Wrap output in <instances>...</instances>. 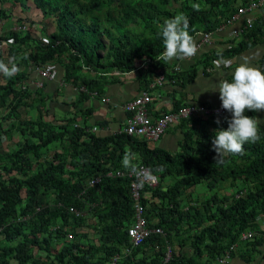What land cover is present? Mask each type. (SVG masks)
Masks as SVG:
<instances>
[{
    "label": "trees",
    "instance_id": "obj_1",
    "mask_svg": "<svg viewBox=\"0 0 264 264\" xmlns=\"http://www.w3.org/2000/svg\"><path fill=\"white\" fill-rule=\"evenodd\" d=\"M7 1L0 0V21L5 23L10 18ZM31 1L55 27L47 33L48 43L36 37V26L25 32L14 28L5 38H14L15 44L6 53L0 51V61L11 60L19 69L12 77L0 73V137L13 142L8 150L0 146V264H109L111 257L124 253L134 219L130 180L106 175L126 169L122 163L126 150L138 154V166L159 176V186L151 190L145 205L149 227L158 226L164 234H153L133 253L122 255L119 264H162L169 248L168 264H215L234 244H240L235 256L253 260L251 253L264 248V230L258 226L264 216V130L260 129L258 142L244 145L243 155L229 154L217 163L212 140L217 129L228 128L227 122L216 125L214 119L204 118L182 122L181 129H187H182L180 151L172 153L125 133L106 137L91 133L92 112L83 108L61 123L47 122L43 115L49 96L24 85L28 68L48 64L63 67L65 81L99 92L109 82L104 75L130 73L145 57L160 70L157 57L165 51L160 30L166 19L187 17L191 35L213 32L221 24L219 18L232 16L238 0ZM200 4L203 8L196 10L194 5ZM12 22L26 25L23 18ZM255 23L249 30L254 43L256 30H264V18ZM85 69L101 76L85 80L80 76ZM87 96L81 93L73 105L80 108ZM31 105L38 116L23 119L21 111ZM180 106L174 104V109ZM245 115L255 118L252 111ZM7 120H14L10 129L5 128ZM95 177L103 179L89 188ZM219 185L223 194L217 191ZM199 186L211 196L205 193L203 201L195 199L192 190ZM241 191L245 193L236 198ZM72 206L95 219L92 230L99 241L78 232L86 224L85 216L70 224ZM23 216L30 217L24 221ZM55 226L61 230L53 231ZM68 226L75 236L71 242L65 238ZM245 231L256 233L255 239L243 243Z\"/></svg>",
    "mask_w": 264,
    "mask_h": 264
},
{
    "label": "crops",
    "instance_id": "obj_2",
    "mask_svg": "<svg viewBox=\"0 0 264 264\" xmlns=\"http://www.w3.org/2000/svg\"><path fill=\"white\" fill-rule=\"evenodd\" d=\"M251 0H238L235 11L232 16L219 18L221 24L211 35L209 42L203 43L202 35L193 36L195 44L199 47L197 54L193 58H188L183 61L173 60L165 64L159 61L160 70L155 69L151 74L147 71V67H143V60L137 64V70L130 74L115 75L110 80L111 82L106 86L104 96L110 99V104L106 105L101 102L100 98H89L83 100L80 108L84 111L90 109L92 117L89 120L91 126L98 122L106 121L108 124L107 132L119 131L124 126L125 115L120 109V105L124 102L130 101L136 96L140 95L142 91L148 88L150 81L159 80L164 76V87L151 90L154 96V101L151 104V113L154 118L169 112L174 104H188L199 103L208 106H218L221 104L219 92L215 85L219 83L220 79H227L232 81V73L242 63H247L249 67L259 69L264 73V30H256V42L249 41L250 31L248 30V22H253L259 18L264 17V7L259 8L253 12H246L239 14L238 9L247 6ZM45 23L48 27H41L42 35L53 32L54 24L50 19ZM254 24H256L254 22ZM50 25V26H49ZM258 26V25H257ZM37 29V27H36ZM34 30L37 35H41L39 30ZM242 43H247L246 47L241 48ZM251 45V46H249ZM240 51L236 54L232 53V49ZM179 66L181 73L175 72L174 69ZM30 72L29 77L25 80L26 86L32 91L41 90L44 96H49L47 105L48 118L50 120L57 119L58 122L67 115H72L76 110L80 109L74 106L80 98L79 89L73 84H67L64 81L65 72L62 67L54 68V78L45 81L44 88L39 89L37 83L41 80L39 72L33 67L28 68ZM86 78H95V72L90 71L83 74ZM166 75V76H165ZM179 77L180 80L177 78ZM175 79L177 82L173 83L171 80ZM182 81L185 84L182 86ZM116 105V106H114ZM247 112V110H246ZM245 112V113H246ZM22 118L37 117L38 113L29 108L28 111H21ZM255 118L261 122L260 129L264 130V110L254 112ZM64 117V118H63ZM230 116L226 118H217L214 120L216 125L224 124L230 120ZM78 122H82L83 118L78 117ZM219 121V123H217ZM182 129H187L182 128ZM180 125L174 126L170 131L164 135L160 140L149 141L151 148H159L172 153L180 151V144L183 141V131ZM216 129V127H215ZM209 130L213 128L210 126ZM215 131V130H214ZM107 132L101 131L100 135H106ZM258 226L264 230V216L258 220ZM253 260L251 262L245 261L240 256L234 257L230 264H264V248L257 252H252Z\"/></svg>",
    "mask_w": 264,
    "mask_h": 264
},
{
    "label": "clouds",
    "instance_id": "obj_3",
    "mask_svg": "<svg viewBox=\"0 0 264 264\" xmlns=\"http://www.w3.org/2000/svg\"><path fill=\"white\" fill-rule=\"evenodd\" d=\"M258 1H260V0H251L247 4V6L238 9V13L240 12L241 9L249 8L253 2H258ZM262 7H264V4L260 5V7H258V8H253L251 11H248V13L256 11ZM194 8L196 10H199V5H194ZM262 18H264V17H262ZM47 19H49V18H45V21ZM259 19H261V18H259ZM259 19H257V20H259ZM50 20L55 25V22L51 18H50ZM257 20H255L254 22H256ZM251 21H252V26L249 27V25H248V30H251L253 28L254 22H253V20H251ZM19 26H21V25H19ZM23 26L25 27V25H23ZM33 26H35V25H33ZM45 27H48V25L46 23H45ZM188 27H189L188 18L183 16V15H177L174 18L166 19L164 21L163 25L161 26L160 36L162 37L165 51L158 55L157 62L163 61L165 64H167L168 62H171L173 60L183 61L185 59L195 57L199 47L201 46V43L197 46L193 40V36L198 35V34L202 35V38H203L202 44H203V43L210 41L211 35L214 32L213 31V32L206 33L204 31H198L194 35H191V34H189ZM22 28L23 27H17L16 29H18L22 32L29 30V29L23 30ZM13 29H10L7 32H10ZM205 34H208L210 36L209 41L204 40ZM35 35L43 43H48L47 34H45L44 36L42 34L41 35L35 34ZM7 39L9 40V39H14V38L8 37ZM13 45H10L9 47H7L5 49V51H3V50H0V51L3 53H6V51H8L9 48L12 47ZM142 60L144 61L143 67L146 66L148 68L146 72H148V71H151V73L154 72L156 63H155V61H153L152 59L147 58V57L136 61V63H135L136 69L134 71L137 70V64L139 62H142ZM32 67H33V69H35L39 72V76L41 78V80L37 83V87L39 89H43L45 81L52 80L54 78V75H55L54 68L57 67V65L56 64H48L47 66H44V67L43 66L42 67H35V68H34V66H32ZM177 68H179V70H176ZM47 70H49L50 76L44 77L42 75V72L47 71ZM63 70H64V68H63ZM18 71H19L18 67L11 60L9 61V64H5L3 61H0V73H2L3 75H5L7 77H12ZM90 71L91 70L85 69L82 72V74L80 73V76L84 77L85 80H87L83 74L86 72H90ZM134 71H132V72H134ZM174 71L179 72V74H180L181 68L179 66H177L174 69ZM64 72H65V70H64ZM132 72H130V73H132ZM130 73H125V74H130ZM88 74L89 73H87V75ZM115 75H123V74L122 73H113V74L103 76V77H105L104 79L109 81L106 84V86L111 82L110 79L112 77H115ZM99 76H101V75H99ZM2 78H3V76L1 75L0 81H2ZM96 78H98V77H96ZM162 78L164 79V76H162ZM64 81H65V75H64ZM164 81L165 80H163V82L161 81L162 82L161 85L158 83L159 80H155L154 82L150 81L148 84V88L146 90L142 91L140 95H138L135 98H133L132 100L124 102L123 104L120 105V109L125 115L124 126L122 127L121 130H119L117 132L110 130L109 132H107V129H108L107 122L101 121V122H98L96 125H93V126H91L89 124V127H90L89 131L91 133H94V134L101 136V137L111 136V135H115L118 133H125L131 137H135V138L137 137V138L144 139L148 142V144H149V141H156V140H148L147 138L142 137V136L129 135L126 132V128L129 127V121L133 119V117L137 114V112H139V108H137V104H134L135 101L138 98H140L141 96H143V94H145V93L150 95L151 101H150V103L145 105V109L141 107V110L148 112L150 118L155 123L160 118L165 116L166 114L176 112V111H178V109L185 107L189 104H192V103L184 104V105H181L177 109H174V107H173L169 112H166V113L154 118V116L151 113V109H150L151 104L154 101V96L152 95L151 90L164 87ZM171 81L173 83L177 82L175 79H172ZM65 82L67 84H70V85L72 84V83H69V81H65ZM24 85L26 86V82H24ZM106 86L102 90V92H99L98 90H88L85 87H77V86L76 87L80 91L79 94H81V93H87L88 94L86 100H88L90 97L91 98H100L101 102L103 104L109 105L110 99L104 96ZM215 88H216V90H214V91L219 92L221 107L224 110H226L227 112H229V114L226 116H230V118H231L230 120L227 121L228 128L226 130L217 129L215 131L214 138L212 140L213 150L217 153L216 160L218 163L222 160V158L224 156H227L229 154L243 155L245 144L256 143L260 140V124L262 121H260L257 118H253V117H249V116L245 115V112H246V110L252 111V112L264 110V73H262L259 69L249 67L247 63H242L232 73V81L231 82H229L227 79H220L219 83L215 85ZM45 102H46V105H48L49 101L45 100ZM197 104H199V103H197ZM203 105H205V104H203ZM114 106H116V105H114ZM30 108L32 110H35L38 113V111L32 105L30 106ZM80 109H78L76 111H79ZM23 110L28 111L29 108L23 109ZM87 110H90V109H87ZM43 116H44L45 121H47V122H50V121L53 122V121L57 120V119L50 120L48 118L47 108H46V111H45ZM226 116L223 118H226ZM91 117H92V113L88 119V122H89ZM26 118H28V117H26ZM195 118H202V117H194V118H190V119H184V120H180L179 122L173 123L168 127V129L164 135H166L170 131V129L173 128L174 126L181 125L182 122L189 121V120L195 119ZM31 119H34V117L33 118L31 117ZM204 119L217 120L215 118H210V117L204 118ZM0 122H1V120H0ZM13 122H14V120L5 121V123H4L5 128L10 129ZM58 123H61V122H58ZM100 123H106V125L101 126ZM217 123H219V121H217ZM218 125H220V124H218ZM101 131L107 132L106 135H100ZM164 135H162L157 140H160ZM6 142L7 141H6L5 137L1 136L0 137V146L5 147ZM137 158H138V154H136L130 150H126L124 153V156H123V160H122L123 166L126 169L125 170L119 169L116 171H111V172L107 173V175H106L108 177L128 178L130 180V192H131V196H132V200H133V209H134V219H133L132 224L128 228V236L130 239V246L125 248L124 253L116 254L113 257H111L109 264H119L122 255H129V254L133 253V251L135 249L141 247L145 243V241L150 236H152L153 234H162V235L164 234L162 228H160L158 226L149 227V223H148L149 220L147 217L146 205H145V200H149L151 198V190H155L159 186V176L152 174V172L145 165L138 166L137 163H135ZM141 167H145L148 170L142 169ZM118 172H121L123 175L117 176ZM129 172H131L132 174L137 176L138 179L142 178L143 180H147V181H153L154 182L158 178V185L153 188L150 185L139 183L138 190L133 191L132 184L135 182V179L128 176ZM102 179H103V177L93 178L91 181H89L88 187L93 188L94 186L101 183ZM97 180H98V182H97ZM244 193H245L244 191H241L239 193V195L236 196V198H240ZM138 209H142V218L144 219L145 226L148 230L160 229L162 232L161 233H152L149 237H147L145 240H143V242L140 243L138 246H134L132 243V239L129 235V231L131 228H134L137 225ZM40 210H41L40 207L36 208V211H40ZM69 212L72 215V218L70 220V224H71V221H73L74 219H80L83 216H85L86 223H87L89 216L85 215L82 211H80L79 208L72 206L69 208ZM29 217L30 216H23L21 219H23L24 221H27L29 219ZM89 218L94 220V224L96 223L94 218H91V217H89ZM94 226L95 225H93L91 228L93 229ZM86 229H88V228L85 224L83 227H81L80 230H78V232L87 235L91 241L94 240V239L90 238V235L86 231ZM52 230L53 231L61 230V226H55ZM64 231L66 232L65 238H66L67 242H71L72 240H74L75 236H74L73 232L70 231V226L65 227ZM247 234H251L252 236L248 237L247 239H244L243 236L247 235ZM255 235H256V233H254L252 231H245L241 235V241L243 243L251 242L255 239ZM94 236H96L95 233H94ZM262 237L264 240V235H262ZM95 241H99V236H98V239ZM97 243H99V242H97ZM60 247H61V245L57 246L56 248L60 249ZM263 247H264V245H263ZM239 248H240V244L232 245L230 247V249L227 250L222 257L218 258V260L215 263L220 264V260L223 259L227 253H230V257H228L226 259L227 262L225 263V264H230L231 260H233L234 257L239 256V255L235 256V254L239 250ZM36 253L40 254V251L37 250ZM170 258H171V249L169 248L168 253H167V257L165 259H163L164 261L162 264H168V262L170 261L169 260ZM249 262H251V261H249Z\"/></svg>",
    "mask_w": 264,
    "mask_h": 264
},
{
    "label": "built area",
    "instance_id": "obj_4",
    "mask_svg": "<svg viewBox=\"0 0 264 264\" xmlns=\"http://www.w3.org/2000/svg\"><path fill=\"white\" fill-rule=\"evenodd\" d=\"M264 4V0H260L258 2H253L249 8L241 9L239 14H245L248 11H251L253 8H258L260 5ZM249 27L252 26V21L248 22ZM23 30L26 27L22 28ZM205 41H209L210 36L205 34ZM14 39H9L7 42L0 43V50L5 51L7 47L14 44ZM176 70H179L177 68ZM44 77H49L50 72L49 70L42 72ZM163 78L159 79V84L161 85L163 82ZM162 81V82H161ZM151 98L150 95L145 93L143 96L138 98L134 104H137V108H139V112L133 117L132 120L129 121V127L126 128V132L129 135L135 136H142L147 138L148 140H157L162 135L165 134L168 127L180 120L190 119L194 117H202V118H223L229 114L226 110L221 107V104L218 106H207L203 104L192 103L185 107L178 109V111L166 114L162 118H160L156 123L152 121L149 116V113L146 111L141 110V107L145 109V105L150 103ZM142 169L148 170L145 167H141ZM121 172L117 173V176H122ZM129 177L134 178L135 182L132 184L133 191L138 190L139 183L150 185L151 187H156L158 185V178L153 181H147L138 179L137 176L129 172ZM157 177V176H156ZM98 182V180H97ZM160 229L156 230H148L145 226V221L142 218V209H138V222L134 228H131L129 231V235L132 239V243L134 246H138L140 243L143 242L147 237H149L152 233H161ZM251 234L244 235L243 238L247 239L251 237ZM230 257V253H227L226 256L220 260V264H225L227 261L226 259Z\"/></svg>",
    "mask_w": 264,
    "mask_h": 264
},
{
    "label": "rangeland",
    "instance_id": "obj_5",
    "mask_svg": "<svg viewBox=\"0 0 264 264\" xmlns=\"http://www.w3.org/2000/svg\"><path fill=\"white\" fill-rule=\"evenodd\" d=\"M7 2L10 3V5H8V7L6 8L7 10L6 12L10 18H9V22L7 23H5L6 20L4 22L2 20L0 21V43L8 41V39L5 38L7 36V33H6L7 31L13 28H17V27H24V26H19L20 24L18 23L17 25H15L14 22H12V20L18 22L19 18H23L25 20L26 22L25 27L27 30L32 25H35L37 27V30H39V32L42 34V31L40 30H42L41 27L43 26L45 27V18L43 17L42 13L36 9L33 1L27 0L25 4H23L21 0L20 1L19 0H8ZM199 7L203 8V4H200ZM189 34H191V32ZM176 126H179V125H176ZM12 145H13V142L10 144L6 142V146L4 147L5 150L10 149ZM149 145L151 144L149 143ZM217 191L218 193L223 194V189L221 185L218 186ZM192 193H193L194 198L199 201H203L205 199V193H206V197H210L212 194V193L206 192L205 186H199V187L194 188L192 190ZM93 225H94V220L88 217V220L86 223V226L88 229H86V231L89 233L91 239L97 240L98 235L94 236V232L91 228ZM176 249H178V247H176ZM188 251L190 250L188 249ZM37 256H39V253L37 254Z\"/></svg>",
    "mask_w": 264,
    "mask_h": 264
}]
</instances>
